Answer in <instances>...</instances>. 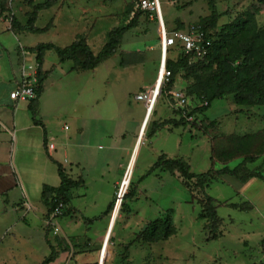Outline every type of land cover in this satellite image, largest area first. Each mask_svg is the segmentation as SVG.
Returning <instances> with one entry per match:
<instances>
[{"label": "rangeland", "instance_id": "374dc122", "mask_svg": "<svg viewBox=\"0 0 264 264\" xmlns=\"http://www.w3.org/2000/svg\"><path fill=\"white\" fill-rule=\"evenodd\" d=\"M45 1L6 0L10 9L7 16L11 19L14 14L26 25L34 5ZM160 2L165 28L187 29L205 23L216 41L225 42L221 57L241 63L255 56L244 51L246 45L254 40L264 45V0ZM139 3L140 0H58L53 7L41 10L36 21L37 27L50 28L42 33H27V37L30 43L53 42L67 47L82 36L98 54L108 42L110 31L127 25ZM160 33L153 13H144L138 25L125 33L116 54L96 69L69 72L70 64L75 63L71 61L63 67L66 74L57 69L51 77L43 108L56 135L58 151L66 150V134L73 133L76 126L82 128L76 140L90 144L81 156V166L71 169L67 165L69 173L73 170L85 179V185L70 195V207L79 210L63 216L64 224L74 220L72 235L65 229L70 244L67 263L100 262L107 249L104 264H264V178L240 182L225 175L202 188L195 181L184 184L180 175L168 171L149 174L161 154L185 159L196 174L226 166L235 168L247 156H260L246 163L250 170H264V165L260 167L264 163V105H240L235 95H228L213 101L206 112L198 113V119H206L208 124L203 130L183 121L177 127L159 125L166 119L181 120L170 97L172 90L186 95L191 110L204 104L205 91L218 71L210 59L170 53L173 81L142 134L146 106L136 95L155 83L162 54ZM48 54L52 62L56 52ZM59 76L63 78L60 82ZM67 124L68 132L63 130ZM114 141L125 148L110 149L108 145ZM221 151L236 155L225 160L219 155ZM119 159L123 166L116 170ZM128 177L122 195H132L126 200L129 214L121 210L123 197L118 202ZM207 195L220 203L217 211L222 234L216 239H208L211 221L204 208ZM113 199L107 219L87 224L85 218L101 216ZM117 202L121 203L120 210L106 244ZM168 216L176 229L172 236L152 243L142 239L149 222Z\"/></svg>", "mask_w": 264, "mask_h": 264}, {"label": "crops", "instance_id": "0c3cea01", "mask_svg": "<svg viewBox=\"0 0 264 264\" xmlns=\"http://www.w3.org/2000/svg\"><path fill=\"white\" fill-rule=\"evenodd\" d=\"M9 17L5 13L0 18V264H41L52 254V245L59 249V238L62 236L66 238L65 229L68 228L71 235L74 229L73 219L68 225V223L64 224L61 217L62 220L60 218L59 223L63 235L59 236L51 232L47 226L50 209L42 202L43 189L45 186H59L61 180L57 162L63 165L67 174L73 179L82 177L78 173H73V170L69 173L67 165H70L71 169L74 165L81 166V156L90 144L76 140L78 131L82 129L76 126L73 133L66 134L67 148L60 153L56 135L50 129L49 121L46 119L49 115L43 108V97L52 84L51 77L54 71L62 69L61 73L66 74L63 67L65 63L72 60L61 62L56 53L55 59L49 62L48 53L51 50L46 51L43 63V73L46 74L44 92L36 103V121L30 110L32 99L14 100L11 97V93L23 79L26 63H37L36 53L30 49L39 43L29 42L27 37L29 32L13 29ZM74 66V63L70 64L69 72L75 70ZM29 73L32 77L29 80L34 83L35 73L34 71ZM59 77L60 82L63 78ZM58 81L56 80L55 83L58 84ZM66 126L68 128L63 127V130L68 132L70 128L68 124ZM142 139L141 137L140 140ZM49 142L55 143V149H48ZM116 144L114 141L108 147L110 149L125 148ZM116 162H119L116 170L121 169L122 160L119 159ZM130 167L131 162L129 169ZM118 182V180L115 181L116 184ZM78 210L74 209V212L77 213ZM107 256L106 249L105 258ZM67 259L68 253L61 252L53 262L48 264H68Z\"/></svg>", "mask_w": 264, "mask_h": 264}, {"label": "trees", "instance_id": "16d2710c", "mask_svg": "<svg viewBox=\"0 0 264 264\" xmlns=\"http://www.w3.org/2000/svg\"><path fill=\"white\" fill-rule=\"evenodd\" d=\"M32 1V0H31ZM174 1V0H173ZM58 0H47L43 3L34 5L33 11L30 13L29 18L27 19V24L23 25L17 19V17L13 14L11 17V24L13 29L19 31H25L29 33H42L47 31L50 28V25L39 28L36 26V21L38 19L39 12L43 9H49L57 4ZM10 9L6 4V0H0V18L8 14ZM149 14L150 12L147 10H143L141 7V0L139 3V8L137 9L136 13L130 20V22L125 26H119L113 28L109 33V40L102 48V50L95 54L87 40L82 37L78 36L71 45L67 47H60L53 42H45L39 43L37 46L31 48L32 52L36 53V60L38 63V85L36 88V98L32 99V104L30 110L34 116V120L36 121V103L39 97L44 92V81L46 78V74L43 73V63H44V56L46 51L55 50L61 62H67L72 60L75 62L74 69H79L83 71L87 70H94L96 69L101 63L109 59L111 56L115 55L125 33L132 28L136 27L139 23V18L143 14ZM151 14V13H150ZM156 21L158 22L157 18ZM202 27L210 34V37L213 40L212 47L210 49L209 54L203 59H210L212 60L218 68L217 73L213 79V82L207 87L205 91V99L204 104L202 106L191 110L192 113L206 112L212 105L213 101L216 99L224 98L228 95H235L236 102L240 105H264V45L261 44L260 41L254 40L251 44L246 45L243 49L246 52L255 53V56H249L243 60L241 63H236L232 61L230 58H224L220 56L221 50L225 47V42L223 40L216 41L213 38V35L209 32L208 26L203 23L200 24ZM179 29L181 28H173ZM172 51H176L180 54L186 56L180 49H175L173 47ZM188 57V56H186ZM172 57L168 58V68L172 71V76L170 81L165 87V91L168 90V87L173 81L174 74L173 70L169 66ZM164 91V92H165ZM179 114L181 116V120L172 119V120H164L159 125L164 127L166 125H174L175 127L181 125L182 121L184 123H189L186 117L183 116V111L179 110ZM159 126V127H160ZM192 126L197 127L200 130L205 129L208 126L206 124V119L202 120V125H198L197 123H192ZM213 149V158L214 157V147ZM223 159L230 160L232 159L236 153L232 151H221L219 154ZM260 156L256 158H252L251 156L245 157L244 161L240 163L235 168H229L228 166L221 168V169H213L211 171H207L205 173L196 174L191 172V168L189 163L183 158H170L166 154H161L155 164L152 166L150 173H153L157 170L160 171H168L172 174L180 175L183 179L184 184H189L191 181H195L198 185L202 188L211 184L215 178H222L221 176L230 175L236 177L240 182H246L251 178H264L263 168L256 169L254 171L250 170L247 166V162H255L259 159ZM58 173L60 176V184L57 187L53 186H45L42 193V202L50 209V212L57 206L59 202H63L67 208L64 210L63 216L69 215L73 213L74 209L69 207L70 205V195L73 189L79 188L85 185V179L80 177L78 179H73L70 177L65 168L61 163H58ZM264 163L260 166L263 167ZM130 193H126L123 196L124 202L122 203L123 212L130 213L129 206L126 202L127 199L131 198ZM116 199V197H114ZM115 199H113L107 209L103 212V214L99 217L94 218H85L87 224L94 223L97 220H102L104 217H107L112 211V208L115 203ZM220 203L217 199L207 195L206 203H205V211H209L211 223L209 224V238L208 239H216L221 234V224L222 220L218 215V207ZM237 206V205H236ZM241 207V206H240ZM253 208L252 206L249 209ZM176 229L173 224L171 217L165 218H157L147 224L145 229L142 233V239L146 242H158L162 240L168 239L175 233ZM62 240H59V249H57L54 245H52L53 252L52 254L47 257L41 264H48L53 262L61 252L69 253L70 244H68L67 238L62 236ZM71 243V242H70ZM74 246V245H72ZM88 264H99V262L95 261Z\"/></svg>", "mask_w": 264, "mask_h": 264}, {"label": "built area", "instance_id": "2783aa9c", "mask_svg": "<svg viewBox=\"0 0 264 264\" xmlns=\"http://www.w3.org/2000/svg\"><path fill=\"white\" fill-rule=\"evenodd\" d=\"M141 7L143 10H147L158 20V26L160 27L161 42H162V54L159 66V71L152 87L140 91L136 95L138 101H142L146 106V119L153 115L159 100L163 97L164 89L171 79L172 71L168 68V58L170 53L175 49H180L186 55H189L195 59L205 58L212 47L213 40L210 34L202 27L200 24H193L187 29H165V23L162 17V8L160 0H141ZM38 63H26L23 69V79L15 90L11 93V97L14 100L19 98L35 99L36 88L38 85ZM30 71L35 73L34 83L29 80L31 77ZM171 99L176 103L179 110L183 111V116L186 117L187 121L192 123H197L202 125V120L198 119V113H192L191 109L188 108V101L186 95L178 90H172L170 92ZM67 129L68 126L65 125ZM47 147L49 150L55 149V143H48ZM118 200H120V192L118 195ZM67 206L63 202H59L57 206L50 212L47 219V226L50 228L51 232L55 235H63L62 227L59 223V219L63 217L64 210Z\"/></svg>", "mask_w": 264, "mask_h": 264}, {"label": "bare ground", "instance_id": "6f19581e", "mask_svg": "<svg viewBox=\"0 0 264 264\" xmlns=\"http://www.w3.org/2000/svg\"><path fill=\"white\" fill-rule=\"evenodd\" d=\"M160 4H161V2H160ZM165 29L167 30V28H165ZM149 118H150V117H149ZM149 118L147 119V121H146V123H145V125H144V127H143V132H142V134L144 133V130L146 129V126H147V124H148ZM128 180H129V177H128L127 182H126V184H125V186H124V189H123L124 192H125L126 187H127V185H128ZM123 194H124V193H123ZM121 200H122V199H121ZM120 204H121V203H118L117 208H116L115 212L113 213L112 223H111V226H110V231H109V235H108V239H107V244H108V241H109V239H110L111 229H112V227H113V225H114V223H115V220H116L117 215H118L119 210H120ZM103 255H105V252H103ZM103 255H102V258H101V263H102V264H104V262H105V260H106V259L103 258V257H104Z\"/></svg>", "mask_w": 264, "mask_h": 264}, {"label": "water", "instance_id": "95a60500", "mask_svg": "<svg viewBox=\"0 0 264 264\" xmlns=\"http://www.w3.org/2000/svg\"><path fill=\"white\" fill-rule=\"evenodd\" d=\"M123 187H124V182H123V184H122V186H121V189H120V198L123 197V195H122ZM118 202H119V200H118ZM118 202H117V204H116L115 210H116V208H117ZM115 210H114V212H115ZM99 264H102V263H101V260H100Z\"/></svg>", "mask_w": 264, "mask_h": 264}]
</instances>
